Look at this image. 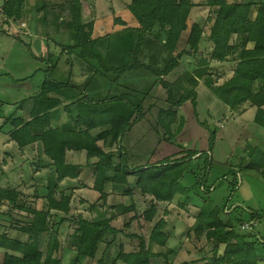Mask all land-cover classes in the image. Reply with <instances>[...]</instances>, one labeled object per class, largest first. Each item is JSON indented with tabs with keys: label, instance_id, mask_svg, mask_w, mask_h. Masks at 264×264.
I'll list each match as a JSON object with an SVG mask.
<instances>
[{
	"label": "trees",
	"instance_id": "trees-1",
	"mask_svg": "<svg viewBox=\"0 0 264 264\" xmlns=\"http://www.w3.org/2000/svg\"><path fill=\"white\" fill-rule=\"evenodd\" d=\"M28 2L3 0L0 15L4 24L24 20L26 12L31 11L26 8ZM69 2L71 14L66 20V41L62 44L54 41L62 51L54 56L52 64L61 55L74 54L88 65L89 78L80 85L46 80L31 97L29 110L22 116L4 117L0 124V134L6 135L19 151L36 147L37 166L29 180L34 182V199H41L37 208L33 199L29 200V195L17 187H0V229L3 230L0 264H62L64 246L75 252L72 264H85L87 260H93L94 264H264V236L251 232L261 214L239 210L229 200L221 209L210 204L209 195L214 188L207 184V177L212 163V140L218 129L205 122L198 123L195 112L196 88L204 85L235 117L254 108L253 123L264 130V104L260 103L264 100V0H125L123 10L132 24L128 26L120 17H114L112 24L121 28L112 32L102 25V29L95 27L94 19L84 21L80 0ZM42 4V0H34L32 11L39 13ZM200 6L208 8L201 24L190 18V11ZM0 32L6 31L0 28ZM205 43L208 48L204 47ZM46 53L47 59H52L53 54L49 50ZM180 60L192 68L186 80L188 90L181 94L174 89L180 78V74L176 75L182 67ZM136 73L155 79L144 81L149 87L143 91L118 83L123 75ZM157 84L166 91L168 107L160 109L155 120L166 110L176 115L189 105L192 110L189 126L205 133L207 144L197 150L173 139L170 142L176 150L170 155L155 164L130 168L121 140L142 120L143 101ZM104 90L106 93L102 94ZM128 108L127 114L124 111ZM245 136L244 140L238 139L245 154L238 160L239 169L245 168L248 158L246 168L253 171L257 168L260 178H255L262 177L264 181V142L252 146L251 132H245ZM109 142L114 143L112 151L107 149ZM71 153L84 154V165L93 169L91 189L99 194L98 200L111 213L123 198L131 199L133 214L122 229L112 225L115 214L97 220L70 214L73 189L66 192L59 184L80 174L81 165L73 161ZM90 159L95 161L89 163ZM194 159H203L200 168H194L200 171L199 174L189 171L194 181L185 186L183 180ZM45 167L49 171L41 172ZM118 173L136 175L131 183L121 186L114 181ZM237 175L233 170L219 178L233 177L230 196L239 185ZM137 194L142 197L141 203L133 199ZM110 196L113 203L107 204ZM175 199L181 209L196 206L186 236L190 239L192 234L210 246L209 250H194L200 255L197 259L178 256V262L169 260L170 255L177 257L176 251L168 246L169 211L164 209L159 215V205H170ZM140 205L144 206L141 212ZM244 212H248L247 230L242 229ZM135 219L152 225L148 243L137 234H128L129 239L136 237L139 241L136 249L125 252L120 244L117 255L109 262L111 245ZM63 228L66 235L62 243ZM9 231H14L15 236ZM42 240H45L43 248ZM181 250L180 247L178 252Z\"/></svg>",
	"mask_w": 264,
	"mask_h": 264
},
{
	"label": "rangeland",
	"instance_id": "rangeland-1",
	"mask_svg": "<svg viewBox=\"0 0 264 264\" xmlns=\"http://www.w3.org/2000/svg\"><path fill=\"white\" fill-rule=\"evenodd\" d=\"M42 1V10L36 14L31 9L34 5V0H29L26 8L31 11H27L25 19L20 22H12L9 25H5L4 17L0 15V28L6 31L4 33L0 32V110L5 115H10V113L16 111V116H22L23 112L29 110L32 105L31 97L39 91V88L48 79L61 83L69 82L80 85L89 78L90 69L88 65L78 60L74 54L71 56L61 55L56 64H52L54 56H58L62 51V47L55 45L54 41L59 44L66 41L65 35L67 36L68 29L66 20L71 14L70 2L69 0ZM2 3L3 0H0V5ZM80 3L83 20L94 19L95 27L100 26V29H102V26H104L106 31L109 32L120 29V26L112 24L114 17H120L127 22L128 26L132 24L128 13L123 10L125 0H80ZM207 13V7H195L190 11V18L201 24ZM40 17L42 18L40 19ZM102 17H106V19L101 20ZM204 47L208 48V44L205 43ZM47 50L53 54L52 59H47ZM179 62L182 67L177 70L176 75L180 74V78L176 82L174 89L181 94L186 93L188 90L186 80L192 68L188 67L187 63H184L183 60ZM51 65H54V67L52 70H49ZM154 79L153 76L148 77L138 73L134 76L133 74H125L120 78L118 83L121 86L127 85L143 91L145 87H149L145 82H152ZM196 92L198 95L195 104L197 122H205L211 127L216 126L218 129L216 137L212 140V163L207 177V184L214 186L213 192L209 195L211 197L210 204L215 209H221L224 203L229 200V204L233 207L238 206L239 210L245 209L247 211V208L261 214V219L253 224L251 232L255 236H264V184L260 180L253 178L260 176L257 168L254 171L246 168V166L244 169H239L238 162L241 157H245L242 151L243 144H239L238 139L241 137L244 140L246 137L245 132H251L256 135L255 132H260L261 129L253 123L252 113H247L242 117H235L204 85H199L196 88ZM105 93L106 90L102 92V94ZM166 96L165 89L158 84L155 85L143 101L145 113L142 120L137 122L122 138L121 146L127 153L130 168L155 164L164 156L170 155L176 150V146L170 142L173 139H176L177 142L182 143V145L188 148L201 150L206 147L207 141L204 140L205 133L203 134L201 130H193L189 126L192 123V110L189 105L178 110L176 115L166 110L155 120L157 112L162 108L168 107V104L165 102ZM260 103L264 104V100L261 99ZM129 109L124 112L128 114ZM3 118V116L0 118L1 123L3 122ZM182 123H184L183 126ZM254 139H256L255 136L254 138L252 137L253 142ZM107 149L114 150V143L109 142ZM36 155L38 154L35 146L21 152L6 135L0 134V187H17L22 193L29 195V200L33 199V204L39 208L41 199H34L32 194L35 188L32 184L34 182L29 180L30 175L35 174L34 168L37 166V162L35 161ZM69 156L74 162L81 165L80 174L76 179H65L59 184L60 189L66 192L73 189L70 214L73 216L81 215L88 220H97L115 214V220L112 222V225L117 229H122L123 225L133 214L131 211V199L128 197L123 198L111 213L108 206H104L103 201L98 200L99 194L91 189L93 169L90 165H84V154L76 155L71 153ZM202 160L194 159L191 161L187 169L188 172L185 174L183 185L190 186L193 183L194 175L189 171L199 174L200 170L194 168H198V166L200 168ZM246 160L248 163V158ZM94 161V159H90L89 163H93ZM40 170L47 173L49 168L45 167ZM233 170H236L238 173L237 182L239 185L235 186V190L230 196V182L234 180L233 177L228 176L226 180L219 178ZM252 173L253 175L250 176ZM134 175L136 174L125 176L118 173L114 176V181L123 186L131 183L134 180ZM38 182L41 183V181ZM107 189H111L110 184L107 186ZM135 197L133 198L134 201L141 203L142 197L138 194ZM178 197L179 195H177ZM111 198L110 196L107 199V204L113 203ZM176 201L177 199L170 205H159V215L162 214L164 209L169 211V215L166 217V230L171 234L168 246L176 249L181 247L183 252L182 259L185 256L190 259H197L200 255L194 252V250L197 251L201 248L205 251L209 250L210 246L206 245L204 239L197 240L192 234H190V239L186 236L188 232L187 228L193 221L192 216L196 212V208H194L196 206L189 205L185 210L178 207ZM192 201H196V199ZM138 210L141 212L144 210V206L140 205ZM241 218L244 224H249L248 212H244ZM151 227L152 225L147 224L143 219L139 221L136 219L132 220L130 228L128 230L124 229L123 233L117 236L116 241L108 250L110 256L109 262L117 255L120 244L123 246L125 252L136 249L139 241L136 237L129 239L127 237L128 234H137L148 243ZM2 231L0 229V232ZM9 234L15 236L14 231H9ZM65 235L66 230L63 228L60 235L62 243L64 242ZM42 241L41 247L43 248L45 240ZM101 249L102 247H100L97 257H99ZM188 249L191 250L189 256L184 254ZM61 252L62 264H72L75 252L66 249L65 246ZM178 259V257H173V255L169 256L170 261L178 262ZM1 260L2 251H0V263ZM153 261L157 262L158 259H154ZM85 264H94V261L87 260Z\"/></svg>",
	"mask_w": 264,
	"mask_h": 264
},
{
	"label": "crops",
	"instance_id": "crops-1",
	"mask_svg": "<svg viewBox=\"0 0 264 264\" xmlns=\"http://www.w3.org/2000/svg\"><path fill=\"white\" fill-rule=\"evenodd\" d=\"M255 112V110H254V108H250V109H248L242 116H244L245 114H247V113H252V119H253V117H254V115H253V113ZM9 117V116H15V117H17V116H19V115H17L16 116V111H13L12 113H10V115H5L4 113H2L1 112V110H0V118L1 117ZM242 116H240V117H242ZM0 124H1V122H0ZM261 129V128H260ZM262 132V133H261ZM255 134L256 135H254L253 133H251V136H250V139H249V143L252 145V146H255V145H258V143H262V142H264V130L263 129H261V131L260 132H255ZM261 134H262V136H261ZM254 136H255V138L256 139H254V142H253V140H252V137L254 138ZM244 154V153H243ZM245 166L247 165V160L245 161V164H244ZM263 172H264V168H263V170H262ZM253 178H255V177H253ZM256 179H258V178H256ZM261 179H263L262 177H261ZM261 179H258V180H260L263 184H264V181L263 180H261ZM255 180V179H254ZM257 181V180H256ZM213 188H214V186H213ZM177 198V197H176ZM189 206V205H188ZM246 210L247 211H249L250 209H247L246 208ZM256 222V221H255ZM254 222V223H255ZM253 223V224H254ZM171 248V247H170ZM174 251H176V256L178 257H180L181 258V256H182V254H183V252H182V250L181 251H179L178 252V248L176 249V248H172ZM188 251H190V249H188V250H186L185 251V254H187V252ZM178 252V253H177ZM182 259V258H181Z\"/></svg>",
	"mask_w": 264,
	"mask_h": 264
},
{
	"label": "built area",
	"instance_id": "built-area-1",
	"mask_svg": "<svg viewBox=\"0 0 264 264\" xmlns=\"http://www.w3.org/2000/svg\"><path fill=\"white\" fill-rule=\"evenodd\" d=\"M249 228V224L247 225V224H244L243 226H242V229H248Z\"/></svg>",
	"mask_w": 264,
	"mask_h": 264
}]
</instances>
